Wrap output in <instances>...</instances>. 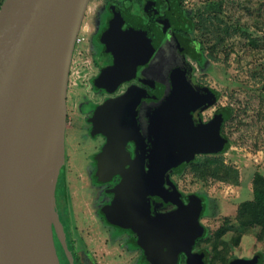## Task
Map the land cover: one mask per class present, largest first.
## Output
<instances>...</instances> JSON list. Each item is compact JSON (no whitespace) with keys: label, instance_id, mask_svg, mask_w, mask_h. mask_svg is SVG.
I'll return each instance as SVG.
<instances>
[{"label":"water","instance_id":"water-1","mask_svg":"<svg viewBox=\"0 0 264 264\" xmlns=\"http://www.w3.org/2000/svg\"><path fill=\"white\" fill-rule=\"evenodd\" d=\"M88 2H1L0 264H60L53 240V229L57 233L60 227L55 189L64 162L69 67ZM171 98L170 103L178 105L189 100L186 89L179 86ZM196 99V105L203 100ZM44 109L48 111L44 113ZM172 110L171 107L170 114ZM227 118L228 110L194 129L189 116H169L167 119L176 127L167 134V119L161 114L152 158L155 165H150L147 173L143 165H132V217L111 218L110 213L117 210L118 191L106 209L108 223L136 234L148 264H177L181 252L186 255V264H204L206 253L193 252L195 241L205 234V227L199 222L202 198L195 196L183 202L182 194L169 181L176 208L153 219L147 196L162 193V178L172 163L190 160L194 154L220 152L227 142L220 133ZM132 128L138 131L134 120ZM161 137L172 141V149L182 151L178 160L165 159L170 154ZM136 157L142 160V148ZM126 180L123 177L121 188L128 185ZM63 248L73 264L65 244ZM261 258V254H256L249 259L235 258L228 264H258Z\"/></svg>","mask_w":264,"mask_h":264},{"label":"flooded vegetation","instance_id":"flooded-vegetation-1","mask_svg":"<svg viewBox=\"0 0 264 264\" xmlns=\"http://www.w3.org/2000/svg\"><path fill=\"white\" fill-rule=\"evenodd\" d=\"M185 2V0H89L83 17L85 25L82 20L78 32V35L80 32L83 33V37L78 39L77 35L75 46L80 42L82 46L85 45L83 50L85 55L90 57L92 73L82 78L84 82L81 92L72 91L66 96L63 165L66 161V136L73 118L81 117L89 138L97 144V152L93 159L94 184H90L96 187L93 189L96 194L94 191L90 199H84L80 186L68 187L70 197L68 204L74 217V231L77 210L81 213L84 212L83 208H88L94 212L97 221L106 222L110 229L125 235L126 246L141 250L139 258L147 264L145 252L136 242V234L129 228L108 223L106 209L108 210L118 191L117 210L110 213L111 218L132 217V165L134 167L143 165L146 173L150 165H155L152 158L158 140L156 127L161 114L166 119L177 114L186 118L189 116L191 120L189 124L196 129L208 123L215 114L227 111V107L215 105L217 91L203 83L196 75L193 61L200 59L202 49L193 35L196 31V21L187 13ZM82 54L83 52H79L74 60L73 50L70 67L72 63L78 66ZM177 86L187 91L189 100L186 99L188 102L184 105L170 103V100L173 101L171 97ZM196 97L199 101L203 99L199 105L195 104ZM210 101L212 103L208 105ZM171 107L175 115L170 114ZM132 118L138 131L132 128ZM167 120L165 128L169 134L168 132L176 126L173 121ZM221 128L222 138L227 140L223 126ZM161 139L165 142L164 149L170 154L165 159L178 160L182 151L172 149L173 144L169 138ZM141 148L142 160L136 157V152ZM202 155L211 154H194L190 160L181 159L172 163L165 171L162 178L164 184L162 193L147 196L151 218L159 219L176 208L172 201L173 187L169 184L171 181L182 194L183 202L191 201L195 196L202 198L203 210L199 222L203 225L201 218L206 212V199L197 193L181 191L174 178ZM123 177L127 178L128 185L121 188ZM56 192L57 186L55 194ZM75 202H78L77 206ZM55 210L63 231V241L73 252V263L95 264L88 253H77L72 249L75 236L72 240L68 238L56 202ZM206 233L205 227V234L195 241L193 252L207 253L208 250L199 245ZM54 242L60 264H67L68 258L55 229ZM83 254L87 255V262L81 259L82 256L85 260ZM205 262L206 256L204 264ZM177 264H186V255L183 252L179 253Z\"/></svg>","mask_w":264,"mask_h":264},{"label":"rangeland","instance_id":"rangeland-1","mask_svg":"<svg viewBox=\"0 0 264 264\" xmlns=\"http://www.w3.org/2000/svg\"><path fill=\"white\" fill-rule=\"evenodd\" d=\"M185 1L187 13L197 24L193 35L200 41L202 49L200 59L193 61L196 75L217 91L216 106L233 109V118L225 129L226 145L220 152L200 158L219 159L235 168L238 182L201 180L195 178L189 169L174 178L181 191L197 193L206 199V212L201 222L207 233L199 245L209 251L210 264H224L232 258H249L259 253L263 257L261 264H264V235L257 227L242 228L236 218L238 206L253 198L254 174L264 175V0ZM214 3L222 5V13L214 16L237 26L229 28L223 45L211 57L209 47L215 43V34L201 27L200 22L207 18L209 6ZM83 21L85 25V19ZM78 36V39L82 38L83 33ZM81 44L74 49V60L79 52L83 54L78 66L72 63L70 67L67 93L81 92L82 78L92 73L90 57L85 55V45ZM65 144L66 161L57 181L55 202L68 238L72 240L75 236L72 249L77 253H88L95 264H147L139 258L141 250L126 246L125 235L110 229L106 222H101L103 226L88 208H83L81 213L77 210L74 231L68 187L80 186L84 199L92 197L96 187L90 184H94L93 159L97 144L89 138L81 117L71 120ZM75 203L77 206L78 202ZM61 244L63 246L65 242L61 240ZM66 248L72 258L70 246ZM83 255L85 260L80 256L85 262L87 255ZM67 264H70L69 258Z\"/></svg>","mask_w":264,"mask_h":264},{"label":"trees","instance_id":"trees-1","mask_svg":"<svg viewBox=\"0 0 264 264\" xmlns=\"http://www.w3.org/2000/svg\"><path fill=\"white\" fill-rule=\"evenodd\" d=\"M208 10L209 11L207 18L201 20L200 26L203 28L206 27L207 30L215 34V41H214L215 43L211 45V47H209V53H208L211 57H214L213 55L216 52L217 48L223 45L224 39L227 33L229 32V28L230 27L235 28L237 25H233V23H230L228 20H224V19L222 22L218 18V16H214L222 13L221 3H214L213 5L209 6ZM227 110H228V118L223 122L222 125L224 132L227 127L228 121L232 120L233 118V109L227 107ZM187 169L190 170V172L195 178L201 180L211 179V180H220V181L233 182V183L238 182V171L233 167L225 165L223 161L219 159H212L209 157L199 158L196 162L189 165ZM252 190H253V198L250 200L243 201L238 206L236 218L239 224L242 226V228L257 227L260 230V234L264 235V175L263 174L258 172L254 174L252 180ZM208 257H209V251H207L206 253L205 264H210ZM233 259L235 258L224 261V264H228V262ZM262 262H263V257L261 258V261L258 264H261Z\"/></svg>","mask_w":264,"mask_h":264},{"label":"bare ground","instance_id":"bare-ground-1","mask_svg":"<svg viewBox=\"0 0 264 264\" xmlns=\"http://www.w3.org/2000/svg\"><path fill=\"white\" fill-rule=\"evenodd\" d=\"M47 111H48L47 109H44V113H46ZM58 220H59V218H58ZM57 233H58L61 237H63V231H62V229H61V226L58 228ZM63 239H64V238H63Z\"/></svg>","mask_w":264,"mask_h":264},{"label":"built area","instance_id":"built-area-1","mask_svg":"<svg viewBox=\"0 0 264 264\" xmlns=\"http://www.w3.org/2000/svg\"><path fill=\"white\" fill-rule=\"evenodd\" d=\"M3 0H0V5H1V2H2Z\"/></svg>","mask_w":264,"mask_h":264}]
</instances>
